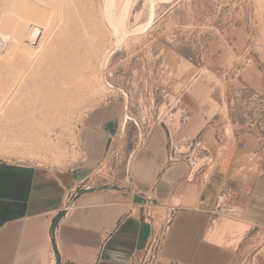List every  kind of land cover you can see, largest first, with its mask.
<instances>
[{
	"label": "rangeland",
	"instance_id": "obj_1",
	"mask_svg": "<svg viewBox=\"0 0 264 264\" xmlns=\"http://www.w3.org/2000/svg\"><path fill=\"white\" fill-rule=\"evenodd\" d=\"M123 1H115L114 15ZM164 2L130 0L127 33L119 38L107 22L104 0H90L92 46L76 53L65 41L72 22L50 25L46 55L33 52L21 86L28 85L31 94L23 88L13 97L19 109L0 115V160L71 169L87 177L89 187L123 184L131 153L143 135L161 125L171 134L169 163L190 166L201 180L217 166L224 181L220 218L240 221L230 210L243 202L264 164V0ZM152 4L154 22L134 33ZM125 115L130 120L122 131ZM86 131L101 145L94 156L87 150ZM164 202L149 209L158 233L136 264L153 261L166 216L179 199L174 197L169 207ZM226 248L233 254L231 264H264V227L248 224L239 244Z\"/></svg>",
	"mask_w": 264,
	"mask_h": 264
},
{
	"label": "crops",
	"instance_id": "obj_2",
	"mask_svg": "<svg viewBox=\"0 0 264 264\" xmlns=\"http://www.w3.org/2000/svg\"><path fill=\"white\" fill-rule=\"evenodd\" d=\"M83 137L98 154L100 142L88 131ZM168 150V130L152 127L131 153L124 183L104 187L87 186L71 169L0 160V264H136L158 233L149 209L162 200L169 207L174 197L179 204L169 209L150 264H231L232 251L208 237L223 211L220 171L201 180L190 166L170 164ZM230 212L264 227V164Z\"/></svg>",
	"mask_w": 264,
	"mask_h": 264
},
{
	"label": "bare ground",
	"instance_id": "obj_3",
	"mask_svg": "<svg viewBox=\"0 0 264 264\" xmlns=\"http://www.w3.org/2000/svg\"><path fill=\"white\" fill-rule=\"evenodd\" d=\"M115 1L116 0H104L103 9L112 32L116 36L122 35L123 37V34L127 33V29H125V19L128 14L127 10L130 5V0L123 1L122 10L118 16L111 12L112 9H114ZM164 3H166V0ZM149 4L151 5V3ZM153 4L151 8H149L150 11L146 22L141 26L138 25L139 27H136L133 31L134 33L148 28L154 22L155 8ZM92 9L94 8L93 4L91 8L90 0H0V99H2V101L0 100V115L4 116L5 113H8V115L13 114L19 109V105L13 101V97L15 96L14 98H16V96L21 95L22 89L26 88H21V86H25L23 82L28 71L31 70V61L33 63L34 60H31L32 57L30 56H32L33 52L36 55H46L44 50L46 47V40H49L48 30L50 25L55 23L57 26L59 22H63V25H66L67 22H72V29L66 32L67 36L65 41L67 46L73 49L74 53L83 47L92 46L89 32L94 29H92L93 21H87V18L89 17L88 12ZM49 31L52 30L50 29ZM30 44L35 45L32 48V51H29ZM84 65L87 66V64ZM17 66H20V69L12 70L13 67ZM70 67L72 68V64ZM7 75H12L14 79L10 82L5 81L7 77H5V80L3 78ZM74 78L76 77L74 76ZM28 88L27 85V92L30 91H28ZM5 93H8L7 95L10 94V97L7 98ZM29 93L31 94V92ZM1 95L4 97L6 96V98L3 100ZM10 119L11 118H9V120ZM129 120V116L125 115L122 121L123 128H125ZM234 220L235 221H228L229 223L221 219L215 220L212 223L211 228L209 227V239H213L217 243L222 244L223 246L225 245V247H236L245 236L249 223L242 220ZM220 228H222V233L219 234ZM227 235L230 237L229 239L227 238Z\"/></svg>",
	"mask_w": 264,
	"mask_h": 264
},
{
	"label": "built area",
	"instance_id": "obj_4",
	"mask_svg": "<svg viewBox=\"0 0 264 264\" xmlns=\"http://www.w3.org/2000/svg\"><path fill=\"white\" fill-rule=\"evenodd\" d=\"M134 126L136 127V130H137V131L139 132V134H140L139 126H138L137 124H135V123H134ZM143 138H144V135H143ZM168 142H169V148H170L171 145H172V139H171V134L169 133V131H168ZM141 143H142V141L140 142V145H141ZM140 145H139V146H140ZM139 146H138V147H139ZM67 204H68V203H67ZM164 230H167V227H164L163 231H164ZM156 235H157V234H154V236H153V239H152V241H151V245H150V249H151L153 243H155V241H156V239H155ZM157 244H158V242H157ZM159 244H160V242H159Z\"/></svg>",
	"mask_w": 264,
	"mask_h": 264
}]
</instances>
